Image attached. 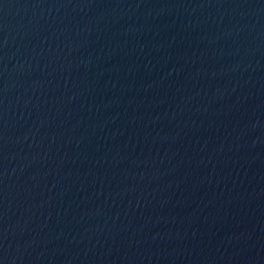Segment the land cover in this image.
Masks as SVG:
<instances>
[{"label": "water", "instance_id": "95a60500", "mask_svg": "<svg viewBox=\"0 0 264 264\" xmlns=\"http://www.w3.org/2000/svg\"><path fill=\"white\" fill-rule=\"evenodd\" d=\"M0 264H264V0H0Z\"/></svg>", "mask_w": 264, "mask_h": 264}]
</instances>
